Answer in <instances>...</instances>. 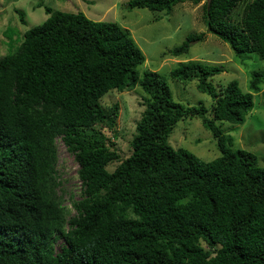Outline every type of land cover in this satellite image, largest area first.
Returning <instances> with one entry per match:
<instances>
[{"label":"trees","instance_id":"trees-1","mask_svg":"<svg viewBox=\"0 0 264 264\" xmlns=\"http://www.w3.org/2000/svg\"><path fill=\"white\" fill-rule=\"evenodd\" d=\"M184 1L128 5L169 12ZM242 1L207 0L202 19L236 54L264 59V0L245 2L235 18ZM37 5L47 17L22 39L3 31L17 45L0 56V264H264V166L232 149L218 124L245 121L264 70L252 73L249 91L236 80L216 89L210 78L221 66L179 62L170 77L195 79L212 98L210 108L183 104L163 75L140 76L144 54L117 22ZM204 37L191 34L169 52ZM136 84L144 107L121 158L113 141L119 105L101 98ZM196 117L217 141L212 160L168 142L179 120ZM58 139L78 164L74 213L63 199Z\"/></svg>","mask_w":264,"mask_h":264},{"label":"rangeland","instance_id":"rangeland-1","mask_svg":"<svg viewBox=\"0 0 264 264\" xmlns=\"http://www.w3.org/2000/svg\"><path fill=\"white\" fill-rule=\"evenodd\" d=\"M38 1H43L53 9L82 12L92 20L117 22L129 32L144 54V62L136 68L140 76L145 70L163 75L173 99L183 104L201 103L210 108L212 98L197 89L195 79L184 82L170 77L169 72L179 62L199 61L221 66L223 71L210 78L216 89L236 80L243 91H249L248 84L252 73L264 70V59H260L255 53L236 54L228 43L208 30L202 19L203 4L207 0H200L197 4L187 0L176 4L169 12L153 11L145 7L131 8L128 5L129 0H0V56L14 51L17 45L16 41L9 43L7 34L22 39L24 31L46 19L47 13L43 6L37 5ZM249 1L251 0L242 1L234 9L235 18L242 12L244 3ZM17 9L24 12L25 24L21 22ZM6 28L13 31L3 34ZM201 33H204V39L191 42L187 52L176 56L170 54L169 51L180 45L189 35ZM263 91L264 81L259 84V91H250L253 107L243 123H218L229 138V146L232 149L241 148L251 152L260 166H264ZM143 94L140 85L136 84L124 91L110 90L101 98L105 106L114 102L119 105L117 135L113 141L121 158L127 157L131 152L130 140L144 107L141 104ZM104 130L107 135H111L107 128ZM168 142L173 147L186 148L204 161L220 155L216 139L197 117L179 120L169 134ZM57 149L63 199L71 209L69 195L77 199L80 191L78 164L59 139ZM117 163L118 161L111 162L108 169H114ZM56 247L58 249L59 245L56 244Z\"/></svg>","mask_w":264,"mask_h":264}]
</instances>
